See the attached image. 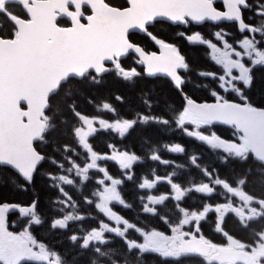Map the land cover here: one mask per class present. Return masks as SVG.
Listing matches in <instances>:
<instances>
[{
  "label": "snow or ice",
  "instance_id": "6c2138e0",
  "mask_svg": "<svg viewBox=\"0 0 264 264\" xmlns=\"http://www.w3.org/2000/svg\"><path fill=\"white\" fill-rule=\"evenodd\" d=\"M206 24L210 36L197 30ZM156 25L172 29V38L154 32ZM135 33L158 50L135 41ZM177 41L204 48L217 70L194 69ZM258 70L264 0H0V184L7 178L27 192L43 177L55 193L47 212L38 195L23 204L0 201V264H147L145 257L154 264H264V106L249 95ZM193 71L210 81L194 86L206 88L211 101L185 91ZM145 76L165 77L180 103L154 90L135 102L115 95L130 105L129 117L111 99L87 94L106 77L134 85ZM217 125L232 129V138ZM150 128L158 136L179 132L217 159L202 162L180 142L153 141ZM138 129L143 155L116 143ZM101 132L113 137L105 153L92 143ZM145 162L149 171L137 177ZM230 164L239 170L222 176L219 165ZM161 166L170 171L160 175ZM128 182L139 204L131 220L113 207H135L123 193ZM161 184L168 191L156 194ZM190 197L198 207L185 206ZM209 219L221 242L203 233ZM45 224L62 237L63 251L37 236Z\"/></svg>",
  "mask_w": 264,
  "mask_h": 264
},
{
  "label": "flooded vegetation",
  "instance_id": "af4514ba",
  "mask_svg": "<svg viewBox=\"0 0 264 264\" xmlns=\"http://www.w3.org/2000/svg\"><path fill=\"white\" fill-rule=\"evenodd\" d=\"M223 27L229 29L230 31H235L234 26L231 24L226 23L223 25ZM163 30H165L167 32V34L162 33ZM197 30H200L205 36H210V34L213 32V26L206 24ZM153 31L156 32L157 34L163 36L164 38H167V39L172 38V29L168 28L165 25H156V27L153 29ZM133 39L135 41H137L138 43L145 45L149 50H158L147 39V37L143 36L142 34H139V33L133 34ZM177 43L181 44L182 51L187 56V58L189 60L188 53H190V50L195 48V47H189L186 43L181 42V41H177ZM199 48L201 49V53L205 58V55H204L205 49L202 47H199ZM208 63L209 64L206 65L207 66L206 70H213V71L217 70V68L215 66H213L209 61H208ZM131 64H132V61L130 58L125 60L126 66L131 65ZM138 70L142 71V69H139V67H138ZM193 72H191L190 74H193ZM157 77H159V76H157ZM196 80L199 81V79H196ZM206 83L210 84V81L209 80H205L203 82L192 81V83H189L186 86V90L189 91L194 96H197L199 94V97H197V98L193 97L197 101H205V100L210 101L211 97L209 96L208 90L206 88H204L202 86L197 88L194 86L195 84L203 85ZM249 95L251 96L253 102L255 104H257V106H264V71L258 70L255 72V82L253 84V87H252ZM179 103H180V97H179ZM225 127L226 126L217 125L215 130L217 131V133L220 136H222L224 138L231 139L232 138V129L229 130V129H226ZM96 150L101 152V153H105L108 151L107 147H105V149H96ZM135 150L138 153H140L141 155H143V152H141V149H135ZM188 151H189V153H199V154L202 153L203 155H207V154L214 155L212 152L209 151V149H188ZM164 155L166 157L168 156L167 153H164ZM214 158L217 159L216 155L214 156ZM174 159L181 161V162L185 161V158L183 156H177V157H174ZM202 162H215V161H202ZM105 163L107 164V167H108L111 174H113L114 176H119V172L117 170L116 165H114L111 162H105ZM150 167H151V164L149 162H145L144 164L137 166L136 167L137 177H139L142 172H148ZM219 167H220L221 175L224 176V175L230 174L232 172L233 168H236L237 170H239L240 165H238V164H230L227 166L219 165ZM158 171H159V174L163 176V175H165V172L170 171V169L166 170L164 167L161 166V167H159ZM193 175L198 176V174H196L195 172H193ZM185 176H187V173H185ZM91 187H92V184L89 183L85 187L84 191L87 193L91 189ZM167 191H168V188L165 184H161L155 189L156 194L166 193ZM123 193H124L125 197L131 203H133L135 205V207L131 211L125 210V209H123L119 206H116V205H113V207L115 208V210L118 213H122L123 215L128 217L130 220L133 217L139 218L137 215V209L139 208V204L137 203V189L135 188L134 184L131 182L126 183L123 186ZM54 195H55V193L49 189V192H47V193L43 194L41 197H39L40 198V206L46 212L48 211V209L50 207L49 197L54 196ZM28 201H30V200H28ZM28 201H26V202H28ZM18 202L26 203L23 201H18ZM184 204H185V206H189V207H193V208L198 207L199 200L193 199L192 197H190L189 199L184 201ZM49 215H50V213H49ZM12 220H16L15 215L10 216V222ZM151 222L153 224H157V226L160 227L162 230H166V229H164V226L159 224L157 221L152 220ZM95 223H96L95 221H85L84 225L87 227V226H90V225L95 224ZM73 227H76V226H73ZM46 229H47V224H45L44 227H41L37 230V232H36L37 236L44 238L47 240V242L55 244V245H57V247H59V241L62 239V237L59 234H50L49 232L46 231ZM15 230H19V228L17 227ZM228 230L234 231L231 221H229V223H228ZM202 231L206 236H208L209 238L213 239L216 242H221L223 240L222 236L216 234L213 231L212 219H209L208 222L203 224ZM64 243H65V245H67L66 240L64 241ZM59 250L63 251V248L59 247ZM145 260H146L147 264H154V260L152 257H145Z\"/></svg>",
  "mask_w": 264,
  "mask_h": 264
},
{
  "label": "trees",
  "instance_id": "16d2710c",
  "mask_svg": "<svg viewBox=\"0 0 264 264\" xmlns=\"http://www.w3.org/2000/svg\"><path fill=\"white\" fill-rule=\"evenodd\" d=\"M162 33L167 32L165 30ZM186 52V51H185ZM189 61L191 62L194 69H207L208 60L204 58L201 53V49L199 47H195L190 50L188 53ZM191 80L197 77L196 72L190 74ZM261 78V77H260ZM201 81H205L202 78H197ZM154 90L153 95H159L161 97L167 96L169 98V102H174L179 104V96L174 93V91L170 90V85L167 82V79L161 77H143L136 81V83L128 84L127 82L117 81L113 77H106L105 82L102 86L96 88H90L87 90V94L95 99H111L112 103L116 105V107L120 110L123 115H127L130 117V113L128 109L130 107L129 104H118L114 97L119 94L123 96L126 100L135 102L140 97L142 91H150ZM185 91L186 88H185ZM189 95L194 98L199 97L192 95L189 91H187ZM81 104H84V101L81 100ZM131 106H135L133 103ZM161 108H163V102H161ZM86 111L88 113H92L94 109L91 106H86ZM159 111V109H157ZM229 129V127H225ZM141 132L138 129L136 133H133L132 136L123 140L122 142L117 140L116 143L118 146L123 147L124 145H128L130 148L135 147V149H141L140 147V137ZM147 135L152 136L153 141L156 140H172L180 142L182 145L186 146L187 149H208L203 144L196 142L194 140H190L187 137L182 136L179 132L168 133L164 136H158L155 132L154 128H150L147 132ZM113 137L109 134H105L103 132L99 133L93 140L92 143L96 149H105L108 141L112 140ZM209 158V159H207ZM203 161H216L214 157L210 154L203 156ZM49 192V188L45 186L44 178L38 177L34 190H29L27 192L18 190L13 187L10 183L7 182V178H5V182L0 184V201H23L26 202L32 198L33 195H38L41 197L43 194Z\"/></svg>",
  "mask_w": 264,
  "mask_h": 264
},
{
  "label": "rangeland",
  "instance_id": "374dc122",
  "mask_svg": "<svg viewBox=\"0 0 264 264\" xmlns=\"http://www.w3.org/2000/svg\"><path fill=\"white\" fill-rule=\"evenodd\" d=\"M202 155H203V154H202ZM203 156H205V155H203ZM207 159H209V158H207ZM70 191H74V190L70 189Z\"/></svg>",
  "mask_w": 264,
  "mask_h": 264
},
{
  "label": "water",
  "instance_id": "95a60500",
  "mask_svg": "<svg viewBox=\"0 0 264 264\" xmlns=\"http://www.w3.org/2000/svg\"><path fill=\"white\" fill-rule=\"evenodd\" d=\"M163 77V76H162ZM199 102V101H198Z\"/></svg>",
  "mask_w": 264,
  "mask_h": 264
}]
</instances>
